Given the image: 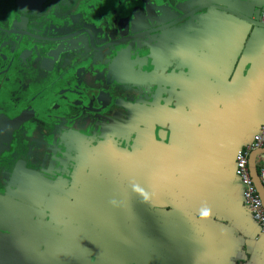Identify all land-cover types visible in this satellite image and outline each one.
Listing matches in <instances>:
<instances>
[{
    "label": "crops",
    "instance_id": "0c3cea01",
    "mask_svg": "<svg viewBox=\"0 0 264 264\" xmlns=\"http://www.w3.org/2000/svg\"><path fill=\"white\" fill-rule=\"evenodd\" d=\"M201 5L259 22L264 0H200L184 11ZM196 19L171 36L191 42L193 76L213 81L215 98L191 112L175 151L116 152L96 170L97 183L76 186L77 211L62 223L72 237L64 243L62 233L51 264H264V235L234 160L264 123V30L214 10ZM14 253L3 250L0 264H22Z\"/></svg>",
    "mask_w": 264,
    "mask_h": 264
},
{
    "label": "flooded vegetation",
    "instance_id": "af4514ba",
    "mask_svg": "<svg viewBox=\"0 0 264 264\" xmlns=\"http://www.w3.org/2000/svg\"><path fill=\"white\" fill-rule=\"evenodd\" d=\"M153 2L158 12L150 0H46L34 8L0 0V114L21 117L12 131L11 151L0 157V192L3 175L13 170L5 166L10 158L23 160L32 171H60L62 186L97 183L96 170L119 151V143L101 132L113 129L105 119L119 110L117 103L129 106L130 114L131 103L144 99L140 84L164 62L163 37L151 43L157 65L152 72L146 69L149 38H133L168 24H175L174 32L180 17L196 8L181 14L171 0ZM150 19L159 21L151 24ZM87 99L93 111L81 107ZM68 203L64 199L57 209L60 233L73 212ZM53 214L40 219L45 223Z\"/></svg>",
    "mask_w": 264,
    "mask_h": 264
},
{
    "label": "water",
    "instance_id": "95a60500",
    "mask_svg": "<svg viewBox=\"0 0 264 264\" xmlns=\"http://www.w3.org/2000/svg\"><path fill=\"white\" fill-rule=\"evenodd\" d=\"M45 1L17 0V4L25 8H34ZM150 1L152 2L150 5L156 7V12H158L156 3L153 0ZM171 1L176 3L177 11L182 14L185 9L200 0ZM145 10L149 12L147 6ZM205 10L227 13L264 30V24L252 20L233 9L222 8L218 5L196 7L194 12L183 14L176 25L178 23L183 27L189 25L190 22H193L190 19L193 15L195 20L196 15H198L196 13ZM149 21V23L155 24L159 20L150 19ZM174 26L175 24H168L163 28L152 29L133 38V41L138 42L140 39L149 38L150 42L145 45L149 56L146 69L148 72H152L155 71L154 67L157 65L152 63L151 43L163 37L162 55L164 62L161 64L160 70L155 74L150 73L146 81L140 84L139 87L144 99L138 96L131 103L132 110L130 114L129 106L117 103L119 110L114 111L110 118L105 119V123L112 122L113 129L101 131L104 133L103 135H107L112 141L115 140L119 143L118 152L123 153L120 150H124V152L127 150V154H124L130 159H141L147 156L153 158L160 156V153L164 155L175 151L176 146L182 144L181 136H184V129L189 126L188 116L191 112H200L206 107L205 104L215 98L212 86L214 82L193 76L188 60L193 52L191 42L185 39L177 41L172 36L169 38L166 35L167 33H173L170 32V29ZM162 30L163 32H160ZM138 42L136 44L140 47ZM169 56H172V58ZM135 84L139 85L138 83ZM134 93H137L136 90ZM86 101L81 107L85 106L84 111H93L90 109L94 108L91 100L87 99ZM121 111H125L126 114ZM20 118L12 119L0 114V157L11 151L12 131L16 124L20 122ZM109 123L107 125H110ZM102 126L104 127V125ZM262 154H264V147L249 154L248 169L264 210V186L261 183L256 166V158ZM10 161L9 164L5 163V166L13 168V170L6 177L3 175L2 190L0 192V254L3 250L10 249L13 250V253L16 252L14 254L17 255L18 262L22 264H51L54 260L53 257L60 254L62 248L61 234L63 233L64 243H67L68 237H72L71 232L66 234L67 227L60 233L61 228L58 225L57 209L65 199L73 209L72 213H75L78 207L74 201L77 200L78 192L75 186L67 187L59 184L64 175L60 171L53 173H44L43 170L32 171L25 167L26 164L23 160L10 158ZM73 171L75 173V169ZM65 175L68 179V174ZM53 211H55V214L46 219L45 223L41 221V214L46 216L47 213ZM42 227L47 228L48 233L43 231Z\"/></svg>",
    "mask_w": 264,
    "mask_h": 264
},
{
    "label": "built area",
    "instance_id": "2783aa9c",
    "mask_svg": "<svg viewBox=\"0 0 264 264\" xmlns=\"http://www.w3.org/2000/svg\"><path fill=\"white\" fill-rule=\"evenodd\" d=\"M260 22L264 24V7L260 11ZM264 147V123L261 125L258 134L253 137V141L240 149L235 154V176L241 185V196L247 206L252 219L259 225L261 233L264 235V210L262 201L258 195L248 169V156L254 150ZM259 177L264 186V165L259 170Z\"/></svg>",
    "mask_w": 264,
    "mask_h": 264
},
{
    "label": "snow or ice",
    "instance_id": "6c2138e0",
    "mask_svg": "<svg viewBox=\"0 0 264 264\" xmlns=\"http://www.w3.org/2000/svg\"><path fill=\"white\" fill-rule=\"evenodd\" d=\"M204 215H207V212H205Z\"/></svg>",
    "mask_w": 264,
    "mask_h": 264
},
{
    "label": "rangeland",
    "instance_id": "374dc122",
    "mask_svg": "<svg viewBox=\"0 0 264 264\" xmlns=\"http://www.w3.org/2000/svg\"><path fill=\"white\" fill-rule=\"evenodd\" d=\"M9 91V90H8Z\"/></svg>",
    "mask_w": 264,
    "mask_h": 264
}]
</instances>
